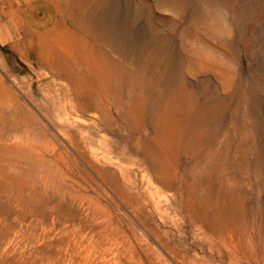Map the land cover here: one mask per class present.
Masks as SVG:
<instances>
[{
  "label": "rangeland",
  "instance_id": "374dc122",
  "mask_svg": "<svg viewBox=\"0 0 264 264\" xmlns=\"http://www.w3.org/2000/svg\"><path fill=\"white\" fill-rule=\"evenodd\" d=\"M0 264H264V0H0Z\"/></svg>",
  "mask_w": 264,
  "mask_h": 264
}]
</instances>
